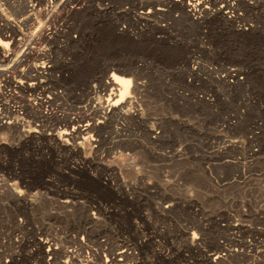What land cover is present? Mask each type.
I'll list each match as a JSON object with an SVG mask.
<instances>
[{"label": "rangeland", "instance_id": "obj_1", "mask_svg": "<svg viewBox=\"0 0 264 264\" xmlns=\"http://www.w3.org/2000/svg\"><path fill=\"white\" fill-rule=\"evenodd\" d=\"M203 1L0 0V264H264V0Z\"/></svg>", "mask_w": 264, "mask_h": 264}, {"label": "bare ground", "instance_id": "obj_2", "mask_svg": "<svg viewBox=\"0 0 264 264\" xmlns=\"http://www.w3.org/2000/svg\"><path fill=\"white\" fill-rule=\"evenodd\" d=\"M33 10H34V8L30 9V12L33 11ZM31 15L32 14L28 15L26 17V20L27 19H30L31 18ZM11 43H12L11 40L5 41L3 39H0V47L3 48V49H7ZM45 69H46L45 63H42V65L41 64L40 65H37L36 67H33V68L30 67V66H28L27 70L18 73V78H17V80L15 82L18 83V84H20L22 88L29 89L30 91L31 90H36L39 87L40 78H42L44 76V73L46 71ZM7 70H8V68H2V69H0V71H7ZM33 71L35 72V75L34 76H32V72ZM110 78H111V80L110 81H107L104 84L105 89L111 88L112 90H117L119 92V99L115 100L113 103H111L109 105V111L112 112L113 114H118L119 115V114H122L123 112H125V108L128 105L132 104V102L129 101V100H127V98L125 100V96H126V94H128V92H130L131 89H133L135 91L136 87L135 86L133 87L132 82H131L130 79L124 78V77L119 76V75H116L114 73L110 76ZM133 84H134V82H133ZM129 98H133V97L130 96ZM76 122L74 120L70 121V123L74 127V130H73L72 133H68V134L72 138H74L75 136H78L80 134H83L84 131H87L88 132V131H94V130L98 129L97 124H91L87 120L85 121L87 123H85V124L83 123L84 125H80V126H76ZM84 139H86V138H84ZM143 139H144V137H143Z\"/></svg>", "mask_w": 264, "mask_h": 264}, {"label": "built area", "instance_id": "obj_3", "mask_svg": "<svg viewBox=\"0 0 264 264\" xmlns=\"http://www.w3.org/2000/svg\"><path fill=\"white\" fill-rule=\"evenodd\" d=\"M202 5H204L203 0H188L187 7L189 14L193 18L199 20L201 13H203L204 11L207 12ZM221 8L226 10L225 13L228 15L229 18L235 17L236 12L238 11L237 0H225V4H223ZM0 39H5V36L3 35V38L0 37ZM3 50L6 51L5 49Z\"/></svg>", "mask_w": 264, "mask_h": 264}]
</instances>
